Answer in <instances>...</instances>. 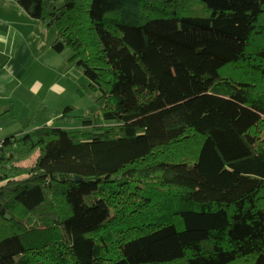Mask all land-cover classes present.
Segmentation results:
<instances>
[{
  "label": "trees",
  "instance_id": "obj_1",
  "mask_svg": "<svg viewBox=\"0 0 264 264\" xmlns=\"http://www.w3.org/2000/svg\"><path fill=\"white\" fill-rule=\"evenodd\" d=\"M16 2L113 122L0 139V264H264V0Z\"/></svg>",
  "mask_w": 264,
  "mask_h": 264
},
{
  "label": "crops",
  "instance_id": "obj_2",
  "mask_svg": "<svg viewBox=\"0 0 264 264\" xmlns=\"http://www.w3.org/2000/svg\"><path fill=\"white\" fill-rule=\"evenodd\" d=\"M54 36L55 30L32 18L16 0H0V107H4L0 114L8 115L11 109L8 104L18 99L20 105L27 97L29 113L39 116L31 129L52 123L61 114L42 110L43 105L48 107L47 103L57 105L56 94L63 88L60 84L64 77L63 58L48 56ZM23 130L30 129L21 128L17 133Z\"/></svg>",
  "mask_w": 264,
  "mask_h": 264
},
{
  "label": "rangeland",
  "instance_id": "obj_3",
  "mask_svg": "<svg viewBox=\"0 0 264 264\" xmlns=\"http://www.w3.org/2000/svg\"><path fill=\"white\" fill-rule=\"evenodd\" d=\"M49 30L54 31V28H49ZM52 38V37H51ZM51 42V41H50ZM49 44V43H48ZM48 50V56L53 55L54 57H61L62 65L61 69L64 72V77L60 81V84L63 86L61 92L56 94V102L57 105L54 103L48 104V107L45 105L42 106V110H46L49 114H56L62 111V108L66 104H73L75 106L74 112L78 116H73L71 121L63 120L60 118H54L52 123L53 125H64L72 128H81L82 124V116H90L97 122L101 123H109L113 122V120H105L102 117L100 106L96 100L98 96L97 91H89L84 85L87 82V78L84 75L80 66H78L73 61H69V56L71 54V50L68 47H65L60 52H55L52 47ZM51 53V54H50ZM48 60H52L48 57ZM78 89H81L80 91ZM27 97L23 98L22 103L19 102L20 100L16 99L12 104H8L11 106L10 112L7 114H0V139H2L5 135L10 133H17L21 130V128L31 129L33 126L35 119L39 120V116L34 113H29L28 108L30 104L27 103ZM38 101V100H37ZM14 103V105H13ZM4 107H0L3 109ZM15 111L14 113H11ZM36 114V115H35ZM34 118V119H33ZM23 126V127H22ZM26 163L30 162V158L25 160ZM168 264H184L183 262H175V263H168Z\"/></svg>",
  "mask_w": 264,
  "mask_h": 264
}]
</instances>
